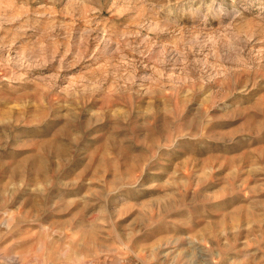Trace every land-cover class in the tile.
Listing matches in <instances>:
<instances>
[{
  "label": "rangeland",
  "instance_id": "1",
  "mask_svg": "<svg viewBox=\"0 0 264 264\" xmlns=\"http://www.w3.org/2000/svg\"><path fill=\"white\" fill-rule=\"evenodd\" d=\"M0 264H264V0H0Z\"/></svg>",
  "mask_w": 264,
  "mask_h": 264
}]
</instances>
